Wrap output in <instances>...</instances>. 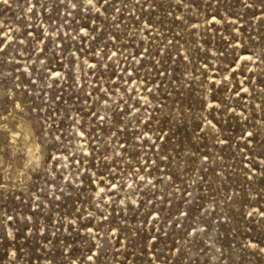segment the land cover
<instances>
[{
	"label": "rangeland",
	"instance_id": "rangeland-1",
	"mask_svg": "<svg viewBox=\"0 0 264 264\" xmlns=\"http://www.w3.org/2000/svg\"><path fill=\"white\" fill-rule=\"evenodd\" d=\"M0 264H264V0H0Z\"/></svg>",
	"mask_w": 264,
	"mask_h": 264
},
{
	"label": "snow or ice",
	"instance_id": "snow-or-ice-1",
	"mask_svg": "<svg viewBox=\"0 0 264 264\" xmlns=\"http://www.w3.org/2000/svg\"><path fill=\"white\" fill-rule=\"evenodd\" d=\"M5 2H6V0H5ZM91 2V0H89V3ZM6 35V34H5ZM250 58V57H249ZM82 135V134H81Z\"/></svg>",
	"mask_w": 264,
	"mask_h": 264
}]
</instances>
